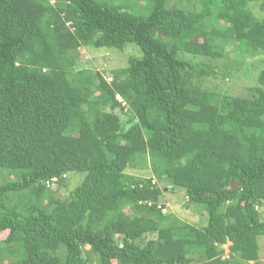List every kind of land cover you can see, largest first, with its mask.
I'll list each match as a JSON object with an SVG mask.
<instances>
[{
    "label": "trees",
    "instance_id": "16d2710c",
    "mask_svg": "<svg viewBox=\"0 0 264 264\" xmlns=\"http://www.w3.org/2000/svg\"><path fill=\"white\" fill-rule=\"evenodd\" d=\"M114 1L0 0V264H258L264 68L248 96L201 81L264 54L260 0ZM127 46L110 76L80 67ZM159 183L206 224L165 214Z\"/></svg>",
    "mask_w": 264,
    "mask_h": 264
},
{
    "label": "rangeland",
    "instance_id": "374dc122",
    "mask_svg": "<svg viewBox=\"0 0 264 264\" xmlns=\"http://www.w3.org/2000/svg\"><path fill=\"white\" fill-rule=\"evenodd\" d=\"M187 0H171L169 5L175 6V4H184ZM194 1V0H188ZM118 3V0L114 1ZM139 4L144 1L139 0ZM261 0L258 3L250 5L251 12L258 18H264V10H260ZM189 7V6H188ZM225 51H229L233 48L232 45L224 44ZM106 48H100L96 51L89 49H80V67L92 69L103 74V76H110L109 72L115 69H123L127 66V60L131 56L139 57V50L136 48V53L131 50L130 46H127L124 51L118 52L113 49V52L106 51ZM117 52V53H116ZM234 52V50L232 51ZM231 52V53H232ZM137 54V55H136ZM211 64L215 67L218 72H223L224 75L219 74L214 78H205L201 81V85L216 92H226L229 95L235 96H248V88L256 85V75L258 72L264 68V54H259L253 58H246L244 61L234 60L232 56L228 59L219 58L215 61H211ZM121 117L120 120L126 121V115L121 112L118 113ZM128 173L136 176L147 177L150 176V171L148 168L128 170ZM80 177L82 180L83 175H71L68 177L71 180L70 188L75 184L76 179ZM162 189L163 196L162 199L165 202V214L175 215L179 220L194 226H201L206 224L207 216L201 208L200 205L189 206L183 190L173 191L172 187L165 186V183H159ZM66 190H60L58 193L60 196H65ZM260 216L264 220V204L261 208ZM4 238V234H0V240ZM230 244L223 246L224 252L227 255V247ZM258 264H264V236L258 237ZM227 258V256H225ZM231 260V264H236L234 262L235 258ZM238 261V260H236ZM239 264H247L245 262L238 261ZM195 257V262L193 264H199ZM252 264V263H250Z\"/></svg>",
    "mask_w": 264,
    "mask_h": 264
},
{
    "label": "clouds",
    "instance_id": "9594fccd",
    "mask_svg": "<svg viewBox=\"0 0 264 264\" xmlns=\"http://www.w3.org/2000/svg\"><path fill=\"white\" fill-rule=\"evenodd\" d=\"M118 97H119V96H118ZM119 98H120V101H118L117 99H116V100H117L118 102H120V103H121V105H122L123 107H125V102H124V101H122L121 97H119Z\"/></svg>",
    "mask_w": 264,
    "mask_h": 264
},
{
    "label": "water",
    "instance_id": "95a60500",
    "mask_svg": "<svg viewBox=\"0 0 264 264\" xmlns=\"http://www.w3.org/2000/svg\"><path fill=\"white\" fill-rule=\"evenodd\" d=\"M239 185V183H231V187L234 189Z\"/></svg>",
    "mask_w": 264,
    "mask_h": 264
},
{
    "label": "built area",
    "instance_id": "2783aa9c",
    "mask_svg": "<svg viewBox=\"0 0 264 264\" xmlns=\"http://www.w3.org/2000/svg\"><path fill=\"white\" fill-rule=\"evenodd\" d=\"M116 99H117L118 101H120V98H119L118 96L116 97Z\"/></svg>",
    "mask_w": 264,
    "mask_h": 264
}]
</instances>
